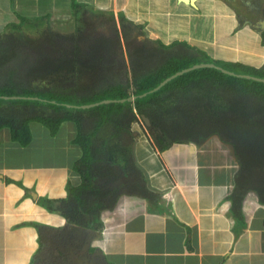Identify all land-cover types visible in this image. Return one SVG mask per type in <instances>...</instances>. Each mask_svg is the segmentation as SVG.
Masks as SVG:
<instances>
[{
	"label": "crops",
	"instance_id": "0c3cea01",
	"mask_svg": "<svg viewBox=\"0 0 264 264\" xmlns=\"http://www.w3.org/2000/svg\"><path fill=\"white\" fill-rule=\"evenodd\" d=\"M28 16H48L41 26H130L138 39L142 27L148 39L186 40L216 59L227 58L218 48L225 47L248 65L264 58L255 48L264 45V0H0V26ZM62 127L52 136L32 122L27 146L0 130V264H264V204L248 191L241 217L233 215L239 166L219 136L160 151L132 128L151 196L124 195L82 225L56 209L82 182L73 124ZM60 235L70 237L66 248L56 243Z\"/></svg>",
	"mask_w": 264,
	"mask_h": 264
},
{
	"label": "trees",
	"instance_id": "16d2710c",
	"mask_svg": "<svg viewBox=\"0 0 264 264\" xmlns=\"http://www.w3.org/2000/svg\"><path fill=\"white\" fill-rule=\"evenodd\" d=\"M46 19L20 17L0 33V130L9 129L13 141L27 146L32 122L44 125L52 136L62 123L73 124L72 141L80 151L73 167L82 182L55 202L65 217L85 225L124 195L151 196L133 155L137 133L132 125L140 121L143 135L160 151L173 143L199 144L219 136L232 146L239 166L230 196L233 215L241 217L248 191L264 204L263 81L205 66L150 92L199 63L262 78L264 68L223 62L185 41L165 45L145 37L142 27L141 39L133 38L130 26H121L122 32L117 26H77L62 35L41 26ZM42 43L49 46L39 47ZM131 95L136 98L126 100ZM11 96L20 98H5ZM86 104L92 105L81 108Z\"/></svg>",
	"mask_w": 264,
	"mask_h": 264
},
{
	"label": "rangeland",
	"instance_id": "374dc122",
	"mask_svg": "<svg viewBox=\"0 0 264 264\" xmlns=\"http://www.w3.org/2000/svg\"><path fill=\"white\" fill-rule=\"evenodd\" d=\"M70 14V13H69ZM61 16H63V15H61ZM65 16V15H64ZM30 19H33L32 17H34V16H28ZM65 17H67V16H65ZM10 21H12V20H9V21H7V22H10ZM6 22V23H7ZM17 22V21H16ZM0 24H2V25H4L5 24V22L3 23V22H1ZM7 25V24H6ZM3 28H4V26H0V33L3 31ZM53 29H54V31H56V32H59V34H62V35H64V34H70L71 32H73L76 28H77V26H53L52 27ZM118 29H120V28H118ZM86 30H87V28H86ZM35 33H41V31H38V30H36V32ZM6 34V38L9 36V33H5ZM23 35V34H22ZM36 37H38V36H35L34 38H36ZM185 42H186V40H184ZM180 43V42H179ZM256 44H257V41L255 42ZM249 44L251 45V46H253V42L252 41H249ZM49 45H46V46H44L43 45V43L41 44V45H39V47H48ZM218 48L219 49H222V50H224L225 51V56L227 57V58H225V57H223V58H220V60L221 61H223V62H227V61H234V58H232V57H229L230 55H227V53L226 52H228V51H230V50H228L227 48H225V47H220V46H218ZM255 48H257L258 50H263L264 51V45H261V43H258L256 46H255ZM222 52V51H221ZM221 52H218L217 54L220 56H223L224 54H223V52L221 53ZM220 53V54H219ZM220 56V57H221ZM228 57H229V59H228ZM251 65H253V66H256V67H259V68H264V58H253L252 60H251ZM68 122H70V121H66V122H64V123H62V128L64 129L65 127H66V125H67V123ZM132 128L133 129H135V130H137V131H140L141 133L140 134H142L143 135V133H142V131L143 132H145L143 129H144V127H143V125H142V123H141V121L140 122H138L137 124H134L133 126H132ZM68 130H70V128L68 129ZM70 134H71V132H69ZM74 133V132H73ZM72 133V134H73ZM52 158H53V156H51V155H49V154H46V163H50L51 161H52ZM44 160V159H43ZM40 161H42V160H40ZM57 206H59V204H57Z\"/></svg>",
	"mask_w": 264,
	"mask_h": 264
},
{
	"label": "water",
	"instance_id": "95a60500",
	"mask_svg": "<svg viewBox=\"0 0 264 264\" xmlns=\"http://www.w3.org/2000/svg\"><path fill=\"white\" fill-rule=\"evenodd\" d=\"M182 1H184L186 3L191 2L192 4H194V2L196 0H182ZM205 66L218 68L219 70H221L224 73L229 74V75H235V76H238V77H244V78H248V79H253V80L263 81L264 82V78H262V77H258V76H254V75H248V74L236 73L234 71H231V70H228L226 68H223V67H221V66H219V65H217L215 63H199V64H195V65H193L191 67H187V68H185V69H183V70H181V71H179V72H177V73H175V74L167 77L156 88L150 90V92H153L155 90H158L162 85H164L168 81L172 80L173 78H175V77H177V76H179V75H181V74H183V73H185V72H187V71H189L191 69H196V68L205 67ZM5 98H9L10 99V98H20V97H13V96H11V97H5ZM135 98H136L135 95H131L128 98H126V100H134ZM101 102H108V100H102ZM67 105L70 106V107H77L76 105H71V104H67ZM91 105L92 104L81 105V108H87V107H89ZM141 117H142V119H143V121H144V123H145L146 126H151V121H150V119L146 115H142Z\"/></svg>",
	"mask_w": 264,
	"mask_h": 264
},
{
	"label": "flooded vegetation",
	"instance_id": "af4514ba",
	"mask_svg": "<svg viewBox=\"0 0 264 264\" xmlns=\"http://www.w3.org/2000/svg\"><path fill=\"white\" fill-rule=\"evenodd\" d=\"M56 238H57L56 239V241H57L58 237L56 236ZM60 239L61 240L57 241L56 243H58L60 246L66 248L69 244L70 237H67L66 235H60ZM68 262H69V260H66V259L58 261L59 264H69Z\"/></svg>",
	"mask_w": 264,
	"mask_h": 264
}]
</instances>
